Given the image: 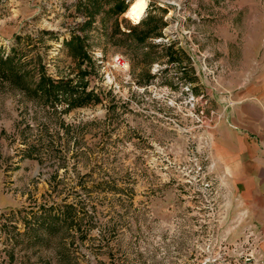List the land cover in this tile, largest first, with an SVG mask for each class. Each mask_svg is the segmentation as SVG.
Wrapping results in <instances>:
<instances>
[{
	"label": "rangeland",
	"instance_id": "374dc122",
	"mask_svg": "<svg viewBox=\"0 0 264 264\" xmlns=\"http://www.w3.org/2000/svg\"><path fill=\"white\" fill-rule=\"evenodd\" d=\"M93 1L0 0V264H245L208 234L222 168L181 87L222 110L197 56L222 79V36L242 42L264 0H155L139 23L135 0ZM43 77L76 95L47 101Z\"/></svg>",
	"mask_w": 264,
	"mask_h": 264
},
{
	"label": "crops",
	"instance_id": "0c3cea01",
	"mask_svg": "<svg viewBox=\"0 0 264 264\" xmlns=\"http://www.w3.org/2000/svg\"><path fill=\"white\" fill-rule=\"evenodd\" d=\"M246 27L240 43L228 32L222 36L220 83L229 95L213 94L223 119L211 133V146L222 168L216 172L219 187L225 190L208 234L226 238L228 254L237 256L245 249L247 230H253L256 256L245 264H264V14L258 11V22ZM234 45L242 47L237 57L230 52ZM223 102H230L228 109Z\"/></svg>",
	"mask_w": 264,
	"mask_h": 264
},
{
	"label": "built area",
	"instance_id": "2783aa9c",
	"mask_svg": "<svg viewBox=\"0 0 264 264\" xmlns=\"http://www.w3.org/2000/svg\"><path fill=\"white\" fill-rule=\"evenodd\" d=\"M148 5L152 1L155 0H147ZM160 2L166 3L167 5H173V2H167L160 0ZM191 51H195L196 46H191ZM97 57L99 58V63L104 65L103 55L97 54ZM199 62L200 68L198 70V73L201 74V76L204 79H209L212 82L211 91L216 92L220 94V96H224L225 98H228L227 95H229L220 83V73L222 72L223 68L221 65H219L217 62L213 61L211 56L209 55H202L197 56ZM196 62V61H194ZM112 64L122 70V71H129V64L128 62L121 56H115L112 58ZM182 93H184L187 97V103L191 105L192 109L197 112L194 114V116L197 118L198 122H200V127L203 129V135L202 139H206V143L204 146L208 147L209 144L207 140L210 141L211 139V132L213 133L215 130H217L218 123L223 119V114L218 109H215L212 107L211 98L209 97L208 92H202L199 96H195L192 88V84L188 82H182ZM223 105L225 109H228L230 106V102H223ZM211 145V142H210ZM211 167H214V164H212ZM192 169L195 172H200L201 175L205 176V170L201 163L200 159H195ZM188 176V175H187ZM215 178L217 176L215 175ZM215 183H213L207 179L203 182V190L205 192H209L210 194H215L217 199H220L219 195V189L215 186ZM218 206H219V200L217 201L215 205L216 215H218ZM256 239V235L254 234V231L251 229H248L245 235V240H243V246L245 249L239 252L238 257H245V260H254L256 256V247L254 246V241ZM211 241L214 242V247L218 246L217 249L220 251H225L227 245L226 238H223L221 240H217L214 237H211ZM254 264H260L259 261L253 262Z\"/></svg>",
	"mask_w": 264,
	"mask_h": 264
},
{
	"label": "trees",
	"instance_id": "16d2710c",
	"mask_svg": "<svg viewBox=\"0 0 264 264\" xmlns=\"http://www.w3.org/2000/svg\"><path fill=\"white\" fill-rule=\"evenodd\" d=\"M100 0H94L92 2V4H96L99 3ZM117 8V12L118 13H124L126 11L125 7L123 4H118L116 5ZM134 30H131L130 33H133ZM113 36H115V33L113 34ZM148 37V33L144 35V37L142 38V41L145 40V38ZM72 41H80L79 37H75L73 38ZM81 51L84 54V48L81 49ZM86 55V54H85ZM10 56H8L6 59L3 58V56H0V64H5L10 60ZM71 81L68 80L67 82H65L64 80H60L59 82H55L52 79H48L46 77H43L41 79V82H39V84L37 85V88L35 89L34 93L37 95L43 96L47 101H60V97H64L67 102V97H71L74 98V96L76 95L74 92V89L71 86ZM86 102H81L78 105H83ZM64 208L66 209L64 211L63 215H58V219L59 221H61V217H66V219H70L71 220V224L72 227H75V225L77 224V216L75 214H72L73 211H76V208L74 205H67L64 206ZM63 213V212H62Z\"/></svg>",
	"mask_w": 264,
	"mask_h": 264
},
{
	"label": "bare ground",
	"instance_id": "6f19581e",
	"mask_svg": "<svg viewBox=\"0 0 264 264\" xmlns=\"http://www.w3.org/2000/svg\"><path fill=\"white\" fill-rule=\"evenodd\" d=\"M148 8L147 0H135L129 7L126 17L139 23Z\"/></svg>",
	"mask_w": 264,
	"mask_h": 264
},
{
	"label": "water",
	"instance_id": "95a60500",
	"mask_svg": "<svg viewBox=\"0 0 264 264\" xmlns=\"http://www.w3.org/2000/svg\"><path fill=\"white\" fill-rule=\"evenodd\" d=\"M250 261V260H249Z\"/></svg>",
	"mask_w": 264,
	"mask_h": 264
}]
</instances>
